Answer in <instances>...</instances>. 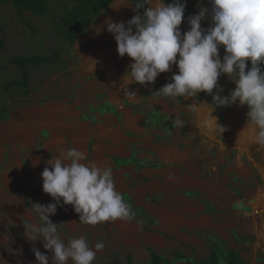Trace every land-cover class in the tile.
<instances>
[{"label": "rangeland", "instance_id": "rangeland-1", "mask_svg": "<svg viewBox=\"0 0 264 264\" xmlns=\"http://www.w3.org/2000/svg\"><path fill=\"white\" fill-rule=\"evenodd\" d=\"M126 4L111 0L109 14L97 19L70 50L53 31L50 15L36 19L23 14L27 30L17 23L12 8L0 9V264H37L33 248L51 257L42 239L27 238L24 223H40L34 204L54 202L43 192L41 173L70 148L85 152L88 160L82 163L110 167L116 190L128 198L133 211L144 213L142 218L136 213L131 222L90 225L79 222L72 205L58 206L49 219L58 224L61 239L82 235L90 246L105 244L94 264H147V249L173 264H184L177 256L203 260L209 237L223 249L237 251L243 264H264V240L253 218L256 198L264 190V147L249 136L252 125L245 105L237 101L217 107L221 118L215 111L213 115L226 130L215 135L200 127L201 111L188 107L211 104V95L201 92L195 101L145 96L149 85L171 82L178 72L175 65L154 84H128L132 60L119 56L106 27L109 20L127 22L136 14ZM180 28L187 31L183 22ZM38 53H57L60 62L30 69L28 98L2 94L4 85L19 79L6 62ZM218 83L222 96L235 88L226 75ZM130 88L135 97L126 96ZM108 105L114 112H108ZM153 111L169 126L144 128L146 113ZM176 117L184 121L182 128L173 125ZM129 158L146 167L124 165ZM238 201L249 205L252 214L233 212L231 206ZM203 203L212 211L206 212ZM152 219L154 224L149 223Z\"/></svg>", "mask_w": 264, "mask_h": 264}, {"label": "clouds", "instance_id": "clouds-1", "mask_svg": "<svg viewBox=\"0 0 264 264\" xmlns=\"http://www.w3.org/2000/svg\"><path fill=\"white\" fill-rule=\"evenodd\" d=\"M136 14L127 22H107V31L113 34L120 57L127 55L129 83L154 84L161 73L172 72L171 82L165 83L151 97L178 99L197 98L204 92L212 103H192L188 107L201 111L200 127L215 135H222L225 127L217 122L213 112L217 107H230L239 102L247 105L251 127L249 136L256 145L264 147V0H208L210 7H201L198 14L187 17L189 30L180 26L185 18L186 0H133ZM149 5L141 14L139 9ZM207 18L209 27H202ZM135 29V31H134ZM224 55L221 57L220 48ZM250 61L251 66L247 67ZM247 68V71H246ZM226 75L235 83L227 96L218 80ZM215 89V92H214ZM135 97L134 92H126ZM173 125L184 126L180 117ZM85 152L70 148L62 152L51 169L41 173L43 192L53 203L34 204L40 223L25 222V235L33 242L43 241V248L51 257L33 248L37 264H94L103 242L89 245L85 236L61 239L58 224L49 217L58 206L72 205L82 224L96 225L117 220L131 222L136 213L132 205L116 190L110 167L88 162ZM171 178V177H169Z\"/></svg>", "mask_w": 264, "mask_h": 264}, {"label": "trees", "instance_id": "trees-1", "mask_svg": "<svg viewBox=\"0 0 264 264\" xmlns=\"http://www.w3.org/2000/svg\"><path fill=\"white\" fill-rule=\"evenodd\" d=\"M127 3L133 2V0H125ZM201 0H186L184 25L189 30L187 24V17L194 15V7ZM208 3V0H202ZM165 4L172 3L173 0H164ZM111 0H0V9L3 7H10L14 10L17 17V23L23 28L29 30V27L23 20L22 15L27 14L36 19H43L50 15L54 21L53 31L61 38L67 49H72L77 38H82L85 31L94 25V23L100 17H105L109 14V7ZM135 7V3L131 4ZM147 6L139 9V12L143 14ZM202 27L207 28L203 23ZM183 32V30H182ZM2 34V33H1ZM4 36L2 34L0 38V50L3 49ZM220 55L223 57L224 50L221 46ZM60 62V56L57 53H52L51 56L43 54H31L27 56L11 57L5 64L15 68L19 72V79L17 81L9 82L4 85L2 94L12 97L20 96L21 98H28L31 94L29 88V71L30 69L47 68L56 66ZM250 61L247 63V67H250ZM165 83L160 85H149L145 96L152 98L151 95L159 90ZM163 98L165 101H169L170 98ZM201 98V97H200ZM205 99V98H204ZM203 100V99H202ZM108 112H114V107L108 105ZM134 109L135 107H131ZM245 109L248 113L249 108L245 105ZM4 116H6V110H2ZM215 113L218 118H221L220 109L216 108ZM166 128L168 124L162 123V119L158 113L153 111L146 113V121L144 128L151 127L157 128L162 126ZM119 160H114L116 164ZM126 166H133L135 169L145 168L146 166L137 162L135 158H130L123 162ZM154 167V166H152ZM188 195L193 196L192 193ZM124 199L128 202V198L124 196ZM203 207L206 212L212 211V206L209 203H203ZM135 213L139 218L144 216L141 209L135 208ZM150 224H154L155 221L149 220ZM235 236V235H234ZM237 238V237H235ZM208 248V257L203 260L186 259L182 256H177V261L184 264H243L242 259L237 251L225 250L220 246L218 240L208 238L206 241ZM149 258L147 264H173L172 262L164 259L161 256L154 254L150 249H147ZM128 261V260H127ZM128 264H132L128 261Z\"/></svg>", "mask_w": 264, "mask_h": 264}, {"label": "bare ground", "instance_id": "bare-ground-1", "mask_svg": "<svg viewBox=\"0 0 264 264\" xmlns=\"http://www.w3.org/2000/svg\"><path fill=\"white\" fill-rule=\"evenodd\" d=\"M201 7H210V6L208 5V3H205L203 1H199L194 7L195 14H198ZM204 21L211 22V20L207 17ZM127 92H134L135 93V91L132 88L128 89ZM126 96H128V95L126 94ZM128 97H130V96H128ZM253 210H254V215H253L254 217L253 218L255 221V227L261 229V230L260 229H257V230L260 231L259 234L261 235V237L264 240V231H263L264 230V190L261 191L259 193V196L256 198L255 207Z\"/></svg>", "mask_w": 264, "mask_h": 264}, {"label": "water", "instance_id": "water-1", "mask_svg": "<svg viewBox=\"0 0 264 264\" xmlns=\"http://www.w3.org/2000/svg\"><path fill=\"white\" fill-rule=\"evenodd\" d=\"M202 1V0H201ZM204 2V1H203ZM207 3V2H206ZM222 57V56H221ZM231 210L235 213H243V214H247L250 215L252 213L251 208L249 207V205H244L241 202H236L231 206Z\"/></svg>", "mask_w": 264, "mask_h": 264}, {"label": "crops", "instance_id": "crops-1", "mask_svg": "<svg viewBox=\"0 0 264 264\" xmlns=\"http://www.w3.org/2000/svg\"><path fill=\"white\" fill-rule=\"evenodd\" d=\"M97 155V154H96ZM130 159V158H129ZM129 159H127V160H129ZM120 161V160H119Z\"/></svg>", "mask_w": 264, "mask_h": 264}]
</instances>
